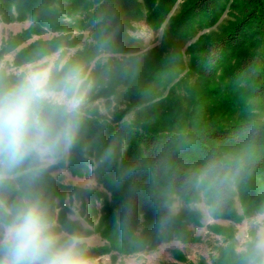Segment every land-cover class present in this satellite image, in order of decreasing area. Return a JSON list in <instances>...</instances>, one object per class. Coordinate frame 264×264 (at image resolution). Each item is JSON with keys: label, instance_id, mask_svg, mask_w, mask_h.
I'll use <instances>...</instances> for the list:
<instances>
[{"label": "rangeland", "instance_id": "rangeland-1", "mask_svg": "<svg viewBox=\"0 0 264 264\" xmlns=\"http://www.w3.org/2000/svg\"><path fill=\"white\" fill-rule=\"evenodd\" d=\"M9 1L0 0V77L3 79H14L20 69L45 57L65 67L79 65L91 83L83 116L129 130L195 132L214 123L226 125L241 118L264 122V109L244 114L236 101L237 93L223 92L224 72L219 71L215 78L209 79L193 67L202 39L219 37L241 18L240 0H220L216 5V21L193 23L190 30L185 29L184 37L173 35L172 29L193 0H133L137 7L133 16L117 14L120 23H126L124 32L130 40L124 51H110L102 46L98 38L103 28L98 0H88L87 8L72 15L67 14L58 0H52L49 9L55 13L51 14V19L59 20L65 29L42 25L41 30L29 15L18 19L13 4V19L4 17L7 10L3 4ZM63 3L71 4V1ZM163 3L168 5L166 15L162 19L154 17V9ZM61 38L66 44L53 51L46 47L54 42L61 44L58 40ZM88 142L84 137L80 148L86 165L84 172L72 170L71 152L48 176L61 186L96 193L92 199L88 195L81 198L77 193L67 192L62 203L58 198L54 201L59 220L64 212L68 220L89 232L83 237L90 245L89 254L95 264H223L226 259H230L231 264L235 260H243L245 264V249L258 234L264 233V204L262 210L248 214L235 180L230 188L239 219L216 216L214 201L202 195L196 193L193 199L186 200L157 184L166 209L182 217L189 239L179 237L176 231L167 239L166 229L162 228L163 240L156 248L124 253L112 247L111 240L104 234L108 224L104 217L109 210L118 212V202L114 187L105 185L99 171L103 160L99 158L98 149ZM121 142L119 162L126 155V141ZM228 148L246 159H255L264 153L254 148ZM258 183L259 194L264 198V183ZM189 213H194V219L183 217ZM144 219L141 214L140 225L130 235L134 241L142 236ZM103 248L106 251H100Z\"/></svg>", "mask_w": 264, "mask_h": 264}, {"label": "trees", "instance_id": "trees-1", "mask_svg": "<svg viewBox=\"0 0 264 264\" xmlns=\"http://www.w3.org/2000/svg\"><path fill=\"white\" fill-rule=\"evenodd\" d=\"M63 1L68 0H58V3L65 7L69 15L89 6L88 0H70L71 4H65ZM98 1V14L103 20V28L98 33L102 46L110 51L126 50L130 44L124 32L127 26L126 23H120L117 14L130 18L136 13L137 7L133 0ZM219 1L193 0L188 9L176 19L172 34L184 37L185 29L190 30L193 23L198 21L214 23L218 17L216 5ZM239 2L243 5L241 18L219 37L202 39L198 44L199 54L193 61V67L209 79L215 78L219 71L224 72V77H221L223 92L237 93L236 101L242 112L250 114L253 110L264 109V0ZM52 3V0H40L37 3L35 0H10L6 5L3 4V8L7 10L4 17H12L13 4L16 6L18 19L29 15L38 23L40 30L42 25L65 29L59 20L51 19V14L55 13L49 9ZM128 5L131 7H127ZM167 8V4H160L159 8L154 9L153 16L164 18ZM125 9L129 10L125 12ZM62 39L58 40L62 42ZM64 44L66 42L56 45L54 42V45L46 47L53 51ZM234 61L236 63L232 64ZM84 137H87L89 146L96 145L99 158L103 160L99 171L104 177L105 185L111 189L114 187L115 190L118 212L109 210L108 215L104 217V221L108 222L104 234L111 240L112 247L121 252L133 253L156 248L164 235L171 239L174 231L179 237L189 239L188 232L182 225V217H176L166 209L157 184L165 186L186 200H191L196 192L188 181L210 161L220 162L234 172L238 169L234 180L241 191L243 205L248 214L263 209L264 198L259 194L258 181L264 183V153L255 159H246L228 147L239 146L263 151L264 122L241 118L226 125L214 123L195 132H147L113 127L109 122L91 120L83 116L80 137L72 151L71 168L77 173L86 170L80 152ZM122 140L126 141V155L122 162H119ZM42 190L50 199L54 210L55 199H60L62 203L67 192L77 193L81 198L86 195L92 198L96 194L61 186L48 175L44 179ZM231 194L229 188L219 199L213 200L214 213L216 216L237 220L239 218ZM141 214L145 217L142 236L134 241V237L130 235L140 225ZM183 217L194 219V213ZM60 222L82 236L89 233L77 223L68 220L64 212ZM162 228L166 229L164 235L160 232ZM243 262L235 260L232 264ZM223 264H231V260L226 259Z\"/></svg>", "mask_w": 264, "mask_h": 264}, {"label": "clouds", "instance_id": "clouds-1", "mask_svg": "<svg viewBox=\"0 0 264 264\" xmlns=\"http://www.w3.org/2000/svg\"><path fill=\"white\" fill-rule=\"evenodd\" d=\"M91 83L79 65L51 58L0 77V264H95L84 237L57 217L42 190L45 177L76 147ZM234 172L210 161L188 184L217 200ZM245 264H264V233L244 251Z\"/></svg>", "mask_w": 264, "mask_h": 264}]
</instances>
